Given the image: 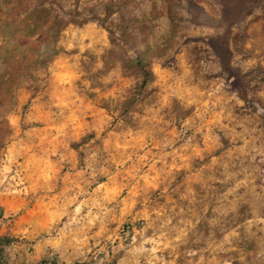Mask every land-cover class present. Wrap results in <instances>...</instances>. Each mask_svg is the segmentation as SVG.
<instances>
[{
  "label": "rangeland",
  "instance_id": "374dc122",
  "mask_svg": "<svg viewBox=\"0 0 264 264\" xmlns=\"http://www.w3.org/2000/svg\"><path fill=\"white\" fill-rule=\"evenodd\" d=\"M0 264H264V0H0Z\"/></svg>",
  "mask_w": 264,
  "mask_h": 264
}]
</instances>
